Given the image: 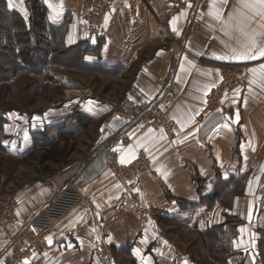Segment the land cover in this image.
Instances as JSON below:
<instances>
[{
  "label": "crops",
  "instance_id": "obj_1",
  "mask_svg": "<svg viewBox=\"0 0 264 264\" xmlns=\"http://www.w3.org/2000/svg\"><path fill=\"white\" fill-rule=\"evenodd\" d=\"M91 1L35 3L44 14L36 30L48 40L45 49L37 45L47 52L46 70H72L53 56L75 52L79 71L98 67L109 73L113 84H123L122 99L143 108L162 105V94L171 88L175 99L165 108L175 122L174 136L140 133L130 123L110 118L120 100L89 88L76 90L67 81L64 103L45 114L47 127L26 134L24 123L10 128L6 119L0 142L5 158L25 157L37 132L51 128L55 133L67 121L75 124L76 114L95 126V136L80 159L50 165L62 166L58 172L19 176L14 188L11 181L0 183V206L11 197L19 201L16 217L0 223V264H11L9 240L23 231L30 239L32 217L64 185L77 190L83 202L55 222L47 248L27 264H98L92 253L95 240L108 246L111 264H205L199 257L206 256V247L215 256L223 255L227 264H264V80L259 71L255 77L250 71L259 69L264 57L232 58V49L242 50L253 33L258 34V46L264 47V35H259L264 33V20H246L251 13L240 0H185L177 5L166 0H116L106 19L104 40L94 41L84 31ZM132 1H137L136 14L127 21L122 9ZM12 2L14 7H9L8 0H0V9L18 14L26 29L32 25L33 30L35 18L28 6L32 1ZM216 12L226 23L215 19ZM31 35L36 44L39 36L35 31ZM33 44L31 54L38 55ZM221 56L227 58H217ZM228 66L241 69V86L225 97L220 111L204 115V98ZM253 79L256 83H250ZM141 150L152 168L135 182L124 184L105 169L114 162L130 163ZM132 194L153 207V217L144 225L129 209ZM191 246L200 249L197 254Z\"/></svg>",
  "mask_w": 264,
  "mask_h": 264
},
{
  "label": "rangeland",
  "instance_id": "obj_2",
  "mask_svg": "<svg viewBox=\"0 0 264 264\" xmlns=\"http://www.w3.org/2000/svg\"><path fill=\"white\" fill-rule=\"evenodd\" d=\"M1 8L0 142L4 140V135H1V128L7 121L6 119H8L10 128L18 129L24 123L27 127L25 129L26 134H28V131H35L36 128L47 127L46 123L48 124V120L44 118L45 114L51 109L50 107L64 103L65 90L67 89L65 81L69 85L73 84L72 86L76 90L89 88L102 97L113 98L114 101L122 99L123 84L119 83L120 86L115 84L116 82L113 84V79L111 80V77H109L110 74L101 71L98 67L79 71V55L75 52L67 57H58L56 56L57 54L54 55L56 57L53 56L55 61L69 64L73 71L57 70L61 71V73H55L50 71V69L46 70L47 52L37 49V45L39 44L38 46L45 49V46L48 45V40L44 39L42 34H38L36 27L40 25L39 23L33 24V30H31L32 25L29 29L30 33L35 31L39 36L36 44H33L39 54H32L31 59L26 53L21 54L27 48L29 37L26 40L27 34L24 33L23 25L17 18L19 17L18 14L6 12L3 7ZM43 65H46V67ZM103 77L105 78L102 79ZM55 81L57 82L56 84L53 83ZM49 129L51 128L37 132L34 147L28 151L25 157L23 156L20 159L15 156L5 158L0 148V183L11 181L9 186L14 188L13 185L20 179L19 176H35L38 172H40V175H45V173H50L51 171L58 172L57 170L61 169L62 166H57L56 168L49 166L48 170H45L43 166L39 165V159L43 154L44 148L49 143L64 144L67 151H73L68 162H75L84 155L95 136V126L92 124H88L85 129H82L80 126L78 127L74 123L67 121L58 126L55 133L54 130L52 132L47 131ZM60 133L67 140L64 142H62L63 139L59 141L61 139L59 137ZM203 239V237H200V241L204 243ZM189 249L195 254L200 250L195 246H191ZM204 255L206 256L202 258L200 255L199 258L205 264H212L211 259L216 262L220 261V257L218 255L215 256L213 249L210 247H206Z\"/></svg>",
  "mask_w": 264,
  "mask_h": 264
},
{
  "label": "built area",
  "instance_id": "obj_3",
  "mask_svg": "<svg viewBox=\"0 0 264 264\" xmlns=\"http://www.w3.org/2000/svg\"><path fill=\"white\" fill-rule=\"evenodd\" d=\"M167 3L177 5L185 0H166ZM116 0H93L84 17V31L94 41L105 38L106 19L115 6ZM137 1H132L123 7L122 17L131 21L136 14ZM243 79L242 71L237 66H228L220 73L218 84L213 87L204 98L203 114H213L222 109L225 97L236 87H240ZM175 99V92L168 88L161 96L160 103L143 108L129 98L121 99L112 109L109 117L119 118L139 130L160 131L167 138H172L175 132V122L167 116L166 106ZM152 168L151 162L144 150L138 152L130 163L114 162L106 164L105 169L114 174L122 183H132ZM83 202L81 194L71 185H64L62 190L50 201L42 212L35 214L31 220L33 235L30 239L26 233L19 232L9 240L8 248L12 252L11 264H25L33 257L42 255L48 246L53 225L71 209ZM127 203L131 213L139 224L148 223L154 214L150 204H143L136 194L128 196ZM19 201L15 197L9 198L0 206V223L16 217ZM92 253L98 264H111L109 248L101 240H95Z\"/></svg>",
  "mask_w": 264,
  "mask_h": 264
},
{
  "label": "snow or ice",
  "instance_id": "obj_4",
  "mask_svg": "<svg viewBox=\"0 0 264 264\" xmlns=\"http://www.w3.org/2000/svg\"><path fill=\"white\" fill-rule=\"evenodd\" d=\"M48 0H45V3H47ZM226 2V0H225ZM240 3L242 4V7L247 9L250 13L251 16H245V19L248 20L249 22H252L255 20L256 17H259L261 20H264V0H240ZM9 7H14L12 0H8ZM191 7V5H188ZM49 7H52V5L49 4ZM212 8L210 6V11L209 15H212ZM181 15H184L183 13ZM243 15V14H242ZM52 19V17H50ZM177 18H173L172 23L175 24ZM215 19L218 21H221L222 23H226V21L221 20V13L216 12L215 13ZM229 20L232 19L231 15L228 18ZM175 30V29H174ZM239 31L242 33L244 32V27H240ZM247 35V34H246ZM256 33H253L251 35H248V43L242 44L241 48L242 50H237V49H232V58L233 59H242V60H254V59H259L264 57V47H260L257 44L256 41ZM259 35H264V33H261ZM219 59H226L227 57H217ZM252 72L253 76L255 77L257 72L259 71L260 73V79L264 80V64H261L259 66V69L257 68H252L250 69ZM250 83H256V80L253 79L250 81ZM227 125H225L226 127ZM184 125H181V130H183ZM123 162V161H122ZM243 231V229H241ZM49 242H51V239L49 238ZM236 247H240V245H235ZM27 264V262H25ZM186 264V262H185Z\"/></svg>",
  "mask_w": 264,
  "mask_h": 264
},
{
  "label": "trees",
  "instance_id": "obj_5",
  "mask_svg": "<svg viewBox=\"0 0 264 264\" xmlns=\"http://www.w3.org/2000/svg\"><path fill=\"white\" fill-rule=\"evenodd\" d=\"M31 1H32V3L29 2L28 6H29L30 11L34 12V18L35 19H34L33 24L34 25L37 23L40 24L36 27V29H38V27H40V28L42 27L41 23H42L44 14L40 12L41 11L39 9L40 7L35 6V3L37 2V0H31ZM17 18L21 21V23L23 25L24 33L27 34L26 40L29 37V39L27 40L28 41L27 48L24 51H22L21 54L26 53V55L29 57V59H31V55H32L31 54V48H32L31 46L35 40H34L33 36L31 35V33L26 29V26L24 25V21L19 17H17ZM22 38H23V36H22ZM23 40H25V39H23ZM74 119L76 120L75 125L78 127L80 126V128H82V129H85L86 126H88V124H89L88 121H86V119L84 117H82L80 114H76ZM53 130L54 129H49L47 131L52 132ZM35 136L33 139V145H34V141H35ZM63 136L64 135L62 133L59 134V137H61V139L59 141H61L62 139H63L62 142L67 140L65 137L63 138ZM66 149L67 148L64 146V144L60 145L57 142H55V143L52 142V144L49 143V145L44 148L43 154L41 155V157L39 159V165L43 166L45 170H48V167L50 165H64V164L68 163V159L71 156V154L73 153V151L69 152ZM218 257H220V261L217 262L218 264H227L226 258H224L223 255L220 254V255H218Z\"/></svg>",
  "mask_w": 264,
  "mask_h": 264
}]
</instances>
